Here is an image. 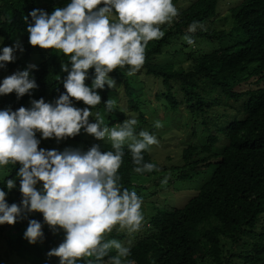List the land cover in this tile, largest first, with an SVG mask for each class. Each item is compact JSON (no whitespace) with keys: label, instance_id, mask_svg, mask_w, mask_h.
<instances>
[{"label":"clouds","instance_id":"clouds-1","mask_svg":"<svg viewBox=\"0 0 264 264\" xmlns=\"http://www.w3.org/2000/svg\"><path fill=\"white\" fill-rule=\"evenodd\" d=\"M198 1L71 0L65 7H56L51 14L43 9L32 10L29 13L31 22L25 17L29 44L45 51L61 52L62 61L66 63L62 64V70L67 73L63 80L65 92L53 103L40 98L32 100L30 108L0 110V168L4 172L0 183L10 171L7 165L19 164L16 176L22 196L20 203L9 204L8 193L0 188V225L14 226L27 219L23 238L31 245L44 242L45 225L54 235L63 232L62 241L52 247L46 253L48 259L39 264L58 260L59 264H78L80 261L103 264L112 250L116 255L109 258L110 264H135L127 259L130 255L128 247L117 239H105L116 226L129 233L138 232L145 220L142 198L136 192L122 188L117 173L123 162L125 144L137 166V173L156 169L153 163L143 162V152L159 141L146 130L137 134L135 118L120 124L117 121V125L109 127L105 117L96 112L95 122H90L92 109L102 102L98 90H103L105 85L114 90L104 102L106 111L111 112L116 106L115 92L118 91V96L125 95L124 74L132 78L133 85L139 89L134 78L137 71L146 74L150 68L158 74L161 65L182 64L190 88L181 90L187 95L173 88L178 99L176 104L169 105L166 84L156 95L162 96L163 106L171 112L179 108L197 110L193 116L198 121L196 124L207 128L206 137L216 135L223 124L229 123L236 110L243 114H238L241 118L238 123L246 121L249 114L264 111L261 100L264 94V34L253 50L261 60L238 73L236 82L230 74L221 75L222 69L197 60L200 55L216 50L245 53L250 49V40L257 36L255 30L259 28L264 33V20L256 24L250 17H235L233 8L243 0L235 4L217 0L212 15H201L189 22L188 15L196 9ZM181 12L184 13V28L175 39L181 47L172 50L170 57L149 52V45L166 35L171 28L168 24ZM17 49L24 51L19 41L14 47L2 48L0 68L15 61ZM176 55H184V60L172 61ZM28 67L34 69L36 65ZM12 72L0 82V96L15 92L20 98L37 87L28 70L16 71L15 68ZM147 76L155 79L152 75ZM89 79H92L91 84L86 82ZM194 80L199 86L192 84ZM73 100L83 102L87 107L77 108ZM155 126L162 125L157 121ZM81 130L99 141L107 138L112 150L101 151L99 144H93L87 151L39 148L40 138L60 141L74 138ZM38 183H42L41 189H37ZM162 183H167V177ZM6 187L9 192L16 188V179L8 178ZM31 213L42 214L43 223L28 219ZM24 263L36 264L10 254L0 257V264Z\"/></svg>","mask_w":264,"mask_h":264},{"label":"trees","instance_id":"trees-1","mask_svg":"<svg viewBox=\"0 0 264 264\" xmlns=\"http://www.w3.org/2000/svg\"><path fill=\"white\" fill-rule=\"evenodd\" d=\"M39 1L0 0V54L3 47H14L17 41L24 49L23 52H15V61L6 63L2 68L0 82L9 76L8 71L11 68L15 67L16 71H21L33 61L31 64L36 65V68L29 69L30 79H34L37 84L30 94L20 98H17L15 92L0 96V110L10 107L15 111L21 106L30 108L31 101L40 98L53 103L65 92L63 80L67 73L62 70V64H66L62 61L63 54L58 50L45 51L31 46L28 42L29 34L26 31L28 25L25 23V17L31 22L29 13L32 10L43 9L51 14L56 7H65L71 0H53L43 6L38 5ZM216 3L217 0H199L196 9L188 15V21L192 22L201 15H212ZM263 8L264 0H243L239 6L233 8V11L235 17H250L257 24L259 20H264ZM182 14L184 13L178 14L168 24L170 30L177 29L168 30L164 37L154 40L148 47L149 52H156L159 57H170L172 50L181 47L175 39H178L184 28ZM255 33L257 36L250 40V49L245 53L216 50L200 55L197 60L211 64L216 69H222L221 75L230 74L233 82H236L238 73L261 60L253 50L259 37L264 33L259 28ZM33 52H36L37 57L32 55ZM146 74L159 78L163 85H167L166 98L169 105L176 104L178 99L173 88L177 92L190 88L184 78L182 64L161 65L158 74L148 68ZM123 78L126 101L136 110L131 112H138V117L146 122L145 115L157 113L158 107L150 104L144 107L147 101H141L139 89L133 85L132 78L125 74ZM173 78L175 80H172ZM91 80L86 82L91 84ZM173 81L175 82L172 83ZM192 84L199 86L197 80ZM98 91L102 102L92 111L102 114V110L106 111L104 102L110 98L114 90L105 85L103 90ZM145 92H149V87ZM182 93L187 95L183 91ZM125 96L123 95V98ZM156 97L160 98L157 95ZM114 98L119 100L118 91L115 92ZM261 100L264 108V94ZM73 105L77 108L86 106L83 102L75 100ZM106 112L110 126L117 121L122 123L129 119L130 112L118 111L116 108ZM239 113L242 114V111L236 110L229 123L223 124L216 135L211 134L207 137L204 135L195 142L196 134L191 133L190 141L185 142L182 155L174 164L161 163L150 151L143 152V162L156 165V169L151 172L137 173L131 152L127 144L124 146L123 162L117 173L119 183L122 188L134 191L142 198V212L145 217L140 229L142 232L133 233L136 234V242L128 247L130 249L128 260H133L135 264H264V111L249 114L246 121L238 123L241 119ZM163 121L170 125L166 118H163ZM81 133L85 132L81 130ZM75 137L78 138V135ZM68 139L70 140V137ZM48 140L54 145L52 146V143L46 145L45 150L64 151L61 149L64 139L61 142L55 138ZM74 143L80 145L79 142ZM93 144H99L101 151L112 150L111 142L108 140L92 144L85 141L78 149L87 151ZM7 166L10 171H7L0 188L8 193L9 204L20 203L22 199L19 191L20 181L16 176L20 165ZM166 177L167 183H162ZM8 178L16 179V188L10 192L6 187ZM188 184L193 186L188 187ZM191 187L196 188V193L184 206L167 207L163 202L174 191ZM41 188L42 183H38L37 189ZM28 219H36L43 223L40 213H31ZM27 225V219L18 221L14 226L0 225V257L10 254L39 264L48 259L46 253L63 239L62 231L54 235L45 225L44 242L31 245L23 238ZM126 231L116 226L105 239H125L128 236ZM226 241L231 242L232 248L238 245L241 249L230 248L226 255L224 253ZM115 255V250L110 251L103 264H110L109 258ZM45 264H59V260L48 261ZM78 264L85 262L80 261Z\"/></svg>","mask_w":264,"mask_h":264},{"label":"rangeland","instance_id":"rangeland-1","mask_svg":"<svg viewBox=\"0 0 264 264\" xmlns=\"http://www.w3.org/2000/svg\"><path fill=\"white\" fill-rule=\"evenodd\" d=\"M53 0H40L38 5L43 6L45 4L50 3ZM231 2V4H235L237 3L239 0H229ZM15 52H20L19 49H17ZM16 54V53H15ZM32 55L34 57H37L36 52H33ZM172 61L174 62H181L184 60V55H176L173 56L171 58ZM33 63V61L30 62V64H28L27 66L23 67L21 71L24 70H29V65H33L31 64ZM14 68H11L8 72L9 75H11L13 72ZM2 72V68H0V73ZM135 82L139 83L138 84V88H139V93L141 95V97H144V101H147V103L144 105V107L148 104L152 105V106H157L158 107V112L154 113V114H146L145 115V119L146 122H143L139 117H138V112H131L133 111V107L132 105L127 103V98L126 96L121 92L120 94L122 96H118L119 100H116V106L115 108L118 111H124V112H130L132 113V115H130V113H128V118L132 119L135 118L137 120V125L135 126V131L138 134L139 131L141 130H146L148 131L150 134L154 135L156 137V139L159 141L158 144L152 145L150 146L149 150L154 158H158L159 161H161V163H166V164H173L175 161H177L181 155H182V148L183 145L185 144L186 141H190V134L192 133V135L194 134V130H197V134L194 137L195 142H197L200 138H202L206 133V127H204L201 124H196L198 123L197 119L194 118V114L197 113V110L194 111H188V110H182L181 108L176 109L174 111H170V109H168L166 106H163V98L160 95V99L158 100L156 98V93L158 91H163L165 89V86L162 84L160 79H151L149 76H147L146 74H144L143 72H136L135 73ZM143 87H142V84ZM145 87V89H144ZM149 87V92L145 93V91L148 89ZM123 95L125 96V98H123ZM139 95V97H140ZM87 107V106H86ZM141 111V110H138ZM93 112V117H90V122H93L95 119V113L97 111H92ZM146 112V111H145ZM107 112L102 110V114L105 115V124L109 127H113L117 124H120V122H118L116 124L113 123L114 125L110 126V119L108 118V114H106ZM166 118V121L168 123H170V125H167L164 123L163 118ZM113 119L115 117H112ZM159 121L161 123V127L157 128L156 122ZM123 122V121H122ZM172 124H174L175 126H173ZM196 126V127H194ZM201 127H203V130L201 129ZM163 132V135H161V133ZM161 135V136H160ZM40 144H39V148L45 149L47 148L46 145H50L52 142L48 139H44V138H40ZM65 142L61 144V148L63 150L67 149V148H72V149H78L81 146H83L82 144H84L85 141H88V143L92 144L94 142H100L99 140H96L93 136L88 135L87 133H81L78 134V138L74 137H70V140L64 139ZM105 140H107V138H105ZM62 140H60L61 142ZM74 142H79L80 145L75 144ZM54 144L52 143V146ZM126 145V144H125ZM169 156V157H167ZM162 159H161V158ZM178 165V164H177ZM4 176V172L3 170L0 168V179L3 178ZM190 186V184H188V187ZM193 186V185H192ZM196 192V188L191 187V188H182L181 190H176L174 191V193L170 194L169 196H167V200L163 201L165 203V205L169 206V205H176L178 207H182L183 203L187 200V198L189 196H191L192 194H194ZM166 197V196H165ZM128 236L125 239H118L125 247H130L132 244H134L136 242V234L133 233H129L128 231H126ZM139 232H142L141 230H139ZM233 249L236 248L238 250H240V246H235L232 248V244L230 241H226L225 245H224V253L226 255H228L227 250L228 249ZM24 264H30V263H24Z\"/></svg>","mask_w":264,"mask_h":264}]
</instances>
